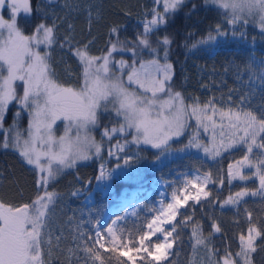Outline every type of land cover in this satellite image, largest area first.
Masks as SVG:
<instances>
[{"label":"snow or ice","instance_id":"6c2138e0","mask_svg":"<svg viewBox=\"0 0 264 264\" xmlns=\"http://www.w3.org/2000/svg\"><path fill=\"white\" fill-rule=\"evenodd\" d=\"M51 2L48 0V3ZM179 2L153 0L154 6L145 13L151 19L141 21L142 30H138L132 40H121L123 25L111 27L100 55L90 54L94 40L81 47L79 42L74 44L71 37L65 36L59 42V48L65 49L80 69L75 73L79 83V87L75 88L64 87L53 78L56 72L49 61L51 50L57 46L59 39L55 19L51 25L43 21L36 23L32 33L25 35L18 14L31 16L35 11L45 19L49 14L40 3L33 9L31 0H0V9L7 7L10 10L7 19L0 15V150H14L27 165L33 166L36 186L45 188L55 177L54 163L59 167H73L76 160L88 159L86 149L94 147L97 153L100 152L99 145L91 139L90 130L98 123L99 113L109 103L124 121L119 129L114 128L111 132L134 129L133 139L137 143L143 141L153 147L180 137L192 128L190 121L194 120L195 131L185 147L202 150L217 165L215 176L205 172L185 179L183 187L177 190L183 194L182 198L174 191V203L166 206L167 221L160 220L158 223L157 219H153L134 242L118 237L111 225L106 229L110 237L108 240L100 230L87 239L84 232L74 237L76 249H82L93 264H104L100 249L115 253L117 264H174L171 257L183 241L177 233V223L173 221L178 213L183 215L181 209L184 206H194L189 204L190 201L201 206L207 202L209 205L237 208L234 223L240 226V232L234 239H238L239 250L234 253L226 250L223 257L219 256L220 250L211 239L213 235L222 233L220 223L213 216L208 217L211 221L208 237L203 235L200 224H192V216L178 221L182 226L192 224L189 242L193 253L202 249L209 264H255V254L264 249L261 243L264 241V216H254L252 210L245 208L241 218L238 208L246 203V197H260V211L264 212V104L258 109L251 106V97L247 94L234 99L232 90L227 98L222 96L219 101L213 97L203 104L198 100L188 104L180 92L173 91V65L169 61L171 40L165 35L153 42L151 36L156 26L165 19L157 6L162 4L166 12ZM64 7L71 11L79 10V5H69L67 0ZM93 7V4L86 5L89 29L92 20L99 19L98 11L93 17ZM222 7L227 8L228 5L223 4ZM227 22L229 25L248 23L246 19L241 21L239 18ZM259 28L264 30V23ZM215 32L223 33L219 25ZM212 38L211 33L204 37ZM145 52L150 59H142ZM123 53L128 54L129 60L115 58ZM62 59L66 61L67 57ZM64 71L68 79L73 78L71 64L66 63ZM17 82L22 85L19 96ZM261 83H264V78ZM161 96L167 98L161 100ZM13 103L18 106L13 124L4 128L3 122ZM25 111L29 116L27 137L17 127ZM58 120L64 121L65 135L57 140L53 135V125ZM72 131L76 133L74 141L68 135ZM111 132L105 130L104 135L110 136ZM202 136L207 139H202ZM237 150L241 152L239 159H235L234 155ZM113 154L109 152V155ZM225 155L234 161L227 164L226 171L223 168ZM104 172L101 166L100 174ZM253 180L258 181V187L249 189L245 185L235 193L230 192L223 200L212 199L207 187L215 185L219 194L225 183L232 185L233 181ZM191 189H196L194 194ZM53 196V192L45 190L36 199L20 205L6 203L0 198V264H52V250H46L51 241L45 240L48 233L45 231L44 209ZM165 223L170 228L161 226ZM62 238L56 237L57 245ZM109 244L112 246L107 247ZM230 247V243L226 245V249ZM76 249L69 248L67 251L71 255ZM213 257H216L215 261ZM68 264H71L70 259ZM191 264L197 262L192 261Z\"/></svg>","mask_w":264,"mask_h":264},{"label":"trees","instance_id":"16d2710c","mask_svg":"<svg viewBox=\"0 0 264 264\" xmlns=\"http://www.w3.org/2000/svg\"><path fill=\"white\" fill-rule=\"evenodd\" d=\"M33 9L40 3L43 10L49 15L45 19L33 11L31 16L23 13L18 15L20 26L25 35H30L36 23L41 21L51 25L55 19L56 32L59 37L57 46L51 50L49 63L56 72L53 78L58 84L64 87H79L75 79V73L80 69L76 67V60L67 53L65 49L59 48V42L65 36L73 39V43L79 42L83 46L90 40L94 43L90 47L91 55H100L108 40L109 29L117 24L123 25L120 33L121 40H132L138 30H142L141 21L151 19L145 13L151 9L153 0H67L72 6L79 5L78 11H71L65 8V0H31ZM93 4L91 9L93 17L99 12V19H93L91 29H89L88 11L86 5ZM158 7V6H157ZM8 9H4V16L8 17ZM161 11V10H160ZM164 22L158 25L151 39L155 42L158 38L167 35L171 40L169 46V61L173 65L172 89L180 92L185 98V102L191 104L193 100H198L201 104L215 97L217 101L223 96L227 98L230 90L234 99H239L241 95L251 97V106L257 109L264 104V33L253 31L258 48L252 49L245 45L238 50H219L213 55H194L190 53V46L196 41L203 40L218 25H222L224 20L219 7L214 6L207 0H183L175 8L169 9L164 14ZM71 25V28H69ZM250 25V24H249ZM252 37V36H251ZM250 37V38H251ZM252 39V38H251ZM43 50V49H42ZM161 54L162 50H161ZM62 57H67L65 61ZM116 59L129 60L127 53L118 54ZM142 59H150L145 52ZM71 64L74 69L72 79H68L64 68ZM138 65V64H137ZM22 91L18 89V96ZM219 106V104H218ZM18 106L10 105L4 128L13 124V115ZM99 126L93 130L94 138L101 146L98 155L87 161L75 163L62 171L58 176L50 180L46 190L53 192V199L46 210L45 229L48 235L45 240L51 243L46 246L52 250V264H93L92 260L82 249H76V240L81 232L88 236H93V227L101 217L107 207V197L111 192H118L123 187H135L138 183L145 182L152 177L163 178L175 166H179V154L182 153L184 159L190 167L202 164L209 172L215 176L217 165L203 153L202 150L187 148L189 131L195 130V124L190 121L192 128L187 130L180 137L174 138L164 146L151 147L132 142V130H128L123 135H115L105 138L102 133L103 127L107 125H122V117H118L113 110L102 112L98 116ZM27 121L26 113L19 118L18 129L25 127ZM202 139L206 138L202 136ZM121 143L120 149H115L117 143ZM114 153L109 155V152ZM176 153L177 155L173 154ZM235 159H239L241 152H235ZM127 160L125 163L124 161ZM234 162L225 155L223 168L227 169V164ZM101 166L107 175L112 188L104 189L99 185ZM182 166V165H181ZM247 171V170H245ZM0 198L6 203L20 205L29 203L36 199L41 193V188L35 185L36 173L33 166L27 165L14 150H0ZM247 186L249 189L258 187V181H233L232 185L225 183L222 191L217 194V190L212 189V199H225L230 192L235 193L241 187ZM246 203L241 204L253 211V215L264 216L260 211L261 203L259 197H246ZM239 207V206H238ZM231 206L221 207L219 204L209 205L207 202L203 206L199 205L193 210L192 224H200L203 235L208 237L211 221L209 216H213L222 227V233L213 235L212 243L219 249V256L226 250L236 252L239 250L238 237L240 226L234 223V210ZM192 224L187 225V229L178 228L183 243L175 250L171 257L174 264H209L205 259V254L201 249L193 253L189 237L192 231ZM136 236L142 232H134ZM57 236H62L57 245ZM231 247L226 249V245ZM264 244V241L261 242ZM76 249L71 255L67 249ZM104 264H117L115 253L100 251ZM123 259V257H121ZM215 261L216 257L212 258ZM99 264V262H95ZM255 264H264V249L255 254Z\"/></svg>","mask_w":264,"mask_h":264},{"label":"rangeland","instance_id":"374dc122","mask_svg":"<svg viewBox=\"0 0 264 264\" xmlns=\"http://www.w3.org/2000/svg\"><path fill=\"white\" fill-rule=\"evenodd\" d=\"M182 1L183 0H180V2H182ZM207 1L210 2L211 4H213L214 6H217L212 2V0H207ZM5 8L8 9L7 7L0 9V15L4 16L3 10ZM158 8H159V11L161 10V12L163 14H166L168 12V10L166 12L164 11L162 4L158 5ZM9 11L10 10L8 9L7 12L9 13ZM8 17H9V15H8ZM8 17L4 16L5 19H7ZM227 21L228 20L224 19L222 21V25L220 26V30L223 31L222 34L216 33L215 32L216 28H215L211 32V34L213 35V38L212 39L198 40L199 42L196 41V43L194 45L190 46V48H189L190 53H192L194 55H208L209 56V55H213L214 53H216L219 50L243 49L245 45L250 46L252 49L258 48L256 40L253 39V38H256L253 34V31L257 30L259 32L264 33V30L260 29L258 25H255V24L249 23V22L247 24L229 25ZM158 25H160V24H158ZM137 67H139V64L137 65ZM125 81H126V74H125ZM18 89L22 91V85L19 82H17V94H18ZM131 90L132 89H129V91H131ZM174 92H176V91H174ZM166 98L167 97H165V96H161V100L166 99ZM107 110L115 111L113 108V105L111 103H109L106 106V109L102 110L100 113L106 112ZM24 113H26L27 121H26L25 127L23 129H21V131H22L23 135L25 137H27V135H28L27 129H28V125H29V116H28L27 111H25ZM191 122L195 124L194 120H191ZM98 126H99V120H98V123L95 126H93L90 130L91 139L97 145H99V143L94 138L93 130L95 127H98ZM120 126L121 125H107L106 124L102 129L103 130L102 133L104 135L105 130H108L109 132H111L112 129H114V128L119 129ZM128 130L129 131L132 130L131 131L132 136L129 137L130 140L132 142L137 143L133 139V136L135 134V130L134 129H127V131ZM127 131H125V132H119V131L111 132L110 136H105V135L104 136H105V138H110L111 136H115V135H123L124 136L127 133ZM188 133H189V135H192L193 130L189 131ZM53 135L57 140L59 139V137L65 135V124H64L63 120H58L56 122V124L53 125ZM68 135L73 139V141L75 140V136H76L75 131L70 132ZM205 138L207 139V137H205ZM138 144H141L144 146H151L148 144H144L143 141H141ZM161 146H164V145H161ZM99 147L101 150L100 145H99ZM121 147H122V145L119 142L116 144L115 149H120ZM151 147H153V146H151ZM85 151H86V154L88 156V159H78V160H76V163L81 162V161H87V160L91 159L93 156L98 155V153L95 151L94 147H91L90 149H86ZM173 154L177 155L176 153H173ZM179 156H180V158L178 159L179 160L178 162L180 165L173 167L171 169V171H169L163 178L152 177V178L146 180L145 182L138 183L135 187H123L118 192L114 191V192H111L109 194V196L107 197V207L104 209L101 217L96 221V223L98 221H100L101 219H103V221H104V225H103L102 229H100V231H102L104 233L105 240L110 239V237L106 233V229L109 225H111L113 227V230L118 237H124L127 241H129L131 243V242H134L136 239H138V236H136L137 234L136 233L133 234V233L146 231L147 224L149 222H151L153 219H160V220L167 221L168 217L165 214L167 211L166 206L169 203H174V200L172 198V193L183 187V183H184L185 179H191L196 175H200L202 173L209 172L202 164H198L196 167H190L189 166L190 164L187 162V160L184 159L183 157H181V156H183L182 153H180ZM45 163H47V162L45 161ZM53 168L56 171V175H55V177H56L62 171L66 170L69 167H59L57 164L54 163ZM50 180H52V179H50ZM50 180H49V182H50ZM153 180H160V186L165 185L167 187H165V188L162 187L161 189L158 190V192L154 191L152 193L150 183ZM99 185L102 186L104 189L112 188L110 183H109V178L107 177V175H103L100 178ZM207 187L209 188V190L211 192H212V189H214V188L216 189L215 185H209ZM134 188H140V189H142V192L137 193L134 196V199H132L131 201L126 202V203H124V201L119 199V197H122L123 191L131 192L130 190H133ZM45 190H46V187L41 188L40 195H42ZM195 191H196V189H191V192L193 194L195 193ZM156 193H159L161 195V197H155ZM177 195H180L182 198L183 194L177 191ZM162 197H164V198H162ZM50 203L48 204V206L50 205ZM189 204L194 205V206H191V207L184 206L181 209V212H183V215L178 213L177 217L173 221V223H177V230H178V228H181L183 230L187 229V226L180 225L178 223V221L184 219L185 216H192L193 217V210L199 206V204H194V202H192V201H190ZM47 208L44 209L45 212H46ZM238 208H239V213H240L241 218L245 214L244 209L245 208L249 209L248 207H246L244 205H239ZM102 217H104V218H102ZM236 218H237V209L234 210V219L236 220ZM95 225L93 227V231H92L93 236L92 237H94V234H95ZM161 226L170 228V225L167 223H165ZM215 235H219V234H215ZM117 243H119V241ZM111 246H112L111 244L107 245V247H111ZM96 247L99 248V245H96ZM100 251L106 252L105 249H100ZM224 255H225V253L220 255V256L223 257ZM123 259H126V257H123Z\"/></svg>","mask_w":264,"mask_h":264},{"label":"clouds","instance_id":"9594fccd","mask_svg":"<svg viewBox=\"0 0 264 264\" xmlns=\"http://www.w3.org/2000/svg\"><path fill=\"white\" fill-rule=\"evenodd\" d=\"M219 7L225 20L239 18L249 23H264V0H212ZM227 4L228 7H222Z\"/></svg>","mask_w":264,"mask_h":264},{"label":"bare ground","instance_id":"6f19581e","mask_svg":"<svg viewBox=\"0 0 264 264\" xmlns=\"http://www.w3.org/2000/svg\"><path fill=\"white\" fill-rule=\"evenodd\" d=\"M150 187H151V191H152V193L155 191V192H158V190L159 189H161L162 187L163 188H165V187H167V186H165V185H161L160 186V180H153L151 183H150ZM131 192H128V191H123L122 192V197H119V199L120 200H122V201H124V203H126V202H129V201H131L132 199H134V196L137 194V193H139V192H142V189H140V188H134L133 190H130ZM129 195H128V194ZM155 197H161V195L159 194V193H156L155 194ZM162 198H164V197H162ZM112 214V213H111ZM106 216V215H105ZM104 216V217H105ZM104 217H102V218H104ZM108 217V216H107ZM159 221H160V219H157V222L159 223ZM103 225H104V221H103V219H101L100 221H98L97 223H96V225H95V231L96 230H100V229H102V227H103ZM147 230V229H146Z\"/></svg>","mask_w":264,"mask_h":264}]
</instances>
